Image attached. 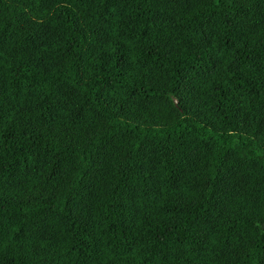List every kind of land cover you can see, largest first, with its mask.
Returning a JSON list of instances; mask_svg holds the SVG:
<instances>
[{
    "label": "trees",
    "instance_id": "1",
    "mask_svg": "<svg viewBox=\"0 0 264 264\" xmlns=\"http://www.w3.org/2000/svg\"><path fill=\"white\" fill-rule=\"evenodd\" d=\"M264 0H0V264H264Z\"/></svg>",
    "mask_w": 264,
    "mask_h": 264
},
{
    "label": "rangeland",
    "instance_id": "2",
    "mask_svg": "<svg viewBox=\"0 0 264 264\" xmlns=\"http://www.w3.org/2000/svg\"><path fill=\"white\" fill-rule=\"evenodd\" d=\"M263 231H264V226L262 227Z\"/></svg>",
    "mask_w": 264,
    "mask_h": 264
}]
</instances>
